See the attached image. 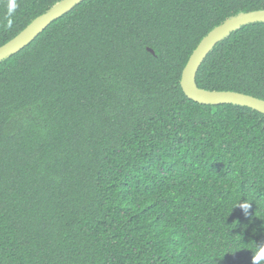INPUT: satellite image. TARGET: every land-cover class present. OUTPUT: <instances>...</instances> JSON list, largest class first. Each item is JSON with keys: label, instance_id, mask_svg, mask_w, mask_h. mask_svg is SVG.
Returning <instances> with one entry per match:
<instances>
[{"label": "trees", "instance_id": "1", "mask_svg": "<svg viewBox=\"0 0 264 264\" xmlns=\"http://www.w3.org/2000/svg\"><path fill=\"white\" fill-rule=\"evenodd\" d=\"M62 1L0 0V47ZM259 10L84 0L0 62V264H253L264 114L181 80L211 31ZM197 85L264 100V23L218 43Z\"/></svg>", "mask_w": 264, "mask_h": 264}, {"label": "water", "instance_id": "2", "mask_svg": "<svg viewBox=\"0 0 264 264\" xmlns=\"http://www.w3.org/2000/svg\"><path fill=\"white\" fill-rule=\"evenodd\" d=\"M84 0H63L47 13L36 18L19 35L0 47V62L19 53L32 43L45 29L57 19L63 17ZM255 23H264V10L239 14L211 31L198 45L183 70L181 86L191 100L203 104L217 106L230 104L247 107L264 114V100L239 92L208 91L198 87L197 73L215 46L237 29Z\"/></svg>", "mask_w": 264, "mask_h": 264}, {"label": "clouds", "instance_id": "3", "mask_svg": "<svg viewBox=\"0 0 264 264\" xmlns=\"http://www.w3.org/2000/svg\"><path fill=\"white\" fill-rule=\"evenodd\" d=\"M12 21L9 20L8 27H11ZM237 206L241 207L245 211L248 210L250 205L247 202H240ZM236 206V207H237ZM264 258V246H256V250L253 255V264H259V261Z\"/></svg>", "mask_w": 264, "mask_h": 264}]
</instances>
